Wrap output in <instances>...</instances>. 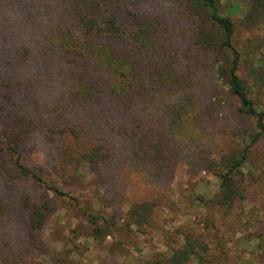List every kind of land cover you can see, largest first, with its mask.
I'll return each instance as SVG.
<instances>
[{
	"label": "trees",
	"instance_id": "trees-1",
	"mask_svg": "<svg viewBox=\"0 0 264 264\" xmlns=\"http://www.w3.org/2000/svg\"><path fill=\"white\" fill-rule=\"evenodd\" d=\"M24 1L0 0V264H27L35 252L75 264L39 231L56 212L49 193L69 197L58 184L81 172L95 178L98 195L101 184L110 187L107 194L120 182L133 198L122 218L93 204L81 209L94 240L153 229L152 215L176 171L193 179L209 156L219 180L215 204L229 210L244 199L241 169L264 136V0H237L245 10L237 21L221 12L223 0H28L45 10L35 41L6 25L14 18L7 8ZM211 79L228 87L254 125L228 158L209 150L215 139L199 117L202 84ZM34 139L46 155L31 169L21 150ZM26 177L35 188L25 183L6 199ZM176 233V246L143 264L208 262L201 234Z\"/></svg>",
	"mask_w": 264,
	"mask_h": 264
},
{
	"label": "rangeland",
	"instance_id": "rangeland-1",
	"mask_svg": "<svg viewBox=\"0 0 264 264\" xmlns=\"http://www.w3.org/2000/svg\"><path fill=\"white\" fill-rule=\"evenodd\" d=\"M27 1L7 8L8 15L14 18L9 19L8 16L6 25H12L11 28L18 26L25 33L22 37H31L35 41L43 30L45 10L43 2L28 4ZM221 3L224 15L236 21L243 16L245 10L237 0H223ZM236 4L239 7L237 10H228L229 6ZM14 8L17 15L12 13ZM240 74L244 76L242 70ZM195 75L198 77L199 74ZM208 82L202 84L203 90L200 88L204 94L200 102V106L204 107L199 112L200 121L215 139L209 150L215 156L221 152L228 158L241 149L254 125L239 112L237 99L222 81L211 79ZM259 98L264 103V93ZM21 152L23 162L31 169L42 166L45 161V147L38 139L28 143ZM209 158L210 162L214 159ZM210 162H206L207 165L193 179H189L182 168L176 171L165 198L152 215L155 222L153 229L145 234L135 230L126 233L118 230L112 236L98 240L87 233V222L81 209L93 204V210L106 217L118 211V217L122 218L133 198L129 188L120 187V182L112 184L113 188L107 194L105 188L109 186L101 184L103 192L98 195L95 178L88 172H81L80 178L58 184L69 197L55 198L49 193L56 212L39 231V237L57 250L69 251L75 264H143L152 255L166 253L168 244L176 246L180 240L176 231L185 229L201 234L209 244L210 256L205 264H264V136L250 148L248 159L241 169L245 175V186H242L244 199L235 200L229 210L215 204L219 180ZM43 177L48 178L46 175ZM25 183L31 186L34 180L26 177L21 185L15 184L5 194L6 199H11V195ZM10 230L17 234L13 227ZM26 263L54 264L37 252L30 254Z\"/></svg>",
	"mask_w": 264,
	"mask_h": 264
}]
</instances>
